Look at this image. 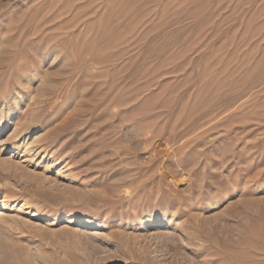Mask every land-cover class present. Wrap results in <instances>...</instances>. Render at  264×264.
I'll use <instances>...</instances> for the list:
<instances>
[{
    "label": "rangeland",
    "instance_id": "374dc122",
    "mask_svg": "<svg viewBox=\"0 0 264 264\" xmlns=\"http://www.w3.org/2000/svg\"><path fill=\"white\" fill-rule=\"evenodd\" d=\"M0 264H264V0H0Z\"/></svg>",
    "mask_w": 264,
    "mask_h": 264
}]
</instances>
